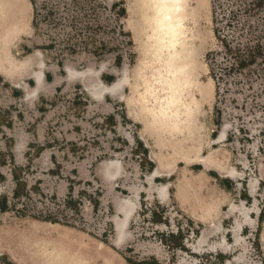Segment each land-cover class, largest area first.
<instances>
[{
	"label": "rangeland",
	"instance_id": "1",
	"mask_svg": "<svg viewBox=\"0 0 264 264\" xmlns=\"http://www.w3.org/2000/svg\"><path fill=\"white\" fill-rule=\"evenodd\" d=\"M18 2L0 0V264H264V72L213 30L215 12L240 47L246 0H184L177 83L153 0Z\"/></svg>",
	"mask_w": 264,
	"mask_h": 264
},
{
	"label": "trees",
	"instance_id": "2",
	"mask_svg": "<svg viewBox=\"0 0 264 264\" xmlns=\"http://www.w3.org/2000/svg\"><path fill=\"white\" fill-rule=\"evenodd\" d=\"M244 14L246 16L247 24L245 25L246 29V38L244 42H242L240 47L233 48L232 50L229 47L228 40L226 37L221 33V26H218L220 20H217V17L214 12L213 23H214V35L219 43V48L221 53L223 50L226 53L233 55L234 57V64L233 67L237 68L238 70L246 69L248 72H264V0H246L244 6ZM217 52H212L207 54V61L209 65L210 76L214 80L216 84V93L219 94L220 91V82L221 75L225 72L226 68L222 65L220 66L217 64L214 57ZM214 59V60H213ZM215 118L216 124H219L220 113L215 111ZM3 161L1 160L0 163ZM18 187L12 193V199H18L22 195V189ZM21 187V186H20ZM6 197L4 195L0 196V210L6 211L8 207L5 205ZM66 204L73 206V200L68 198ZM24 212V211H22ZM152 216L156 215L155 212H151ZM35 219L40 221L49 222L51 224H58V223H68L67 220L62 222L56 216L47 214V215H32ZM168 238L173 239L175 238L172 234L167 235ZM126 262L131 263V261L125 258ZM137 264H155L149 262H141Z\"/></svg>",
	"mask_w": 264,
	"mask_h": 264
},
{
	"label": "bare ground",
	"instance_id": "3",
	"mask_svg": "<svg viewBox=\"0 0 264 264\" xmlns=\"http://www.w3.org/2000/svg\"><path fill=\"white\" fill-rule=\"evenodd\" d=\"M7 2L15 8H17L19 3L18 0H7ZM152 7L153 10L156 9V11L154 10L156 25L154 30V46L158 51L166 49L168 52H166L168 55L166 60L170 68L169 73L176 75L177 83L181 79L177 74L181 70L183 73L186 72V61L192 51L184 39L186 30L184 22L187 19L188 11L184 6V0H153ZM174 82L167 84L174 89Z\"/></svg>",
	"mask_w": 264,
	"mask_h": 264
},
{
	"label": "crops",
	"instance_id": "4",
	"mask_svg": "<svg viewBox=\"0 0 264 264\" xmlns=\"http://www.w3.org/2000/svg\"><path fill=\"white\" fill-rule=\"evenodd\" d=\"M42 79V76L41 75H38L37 77H36V84L37 85H39L40 83H41V80ZM142 139H144V136H143V138ZM145 140V139H144Z\"/></svg>",
	"mask_w": 264,
	"mask_h": 264
}]
</instances>
